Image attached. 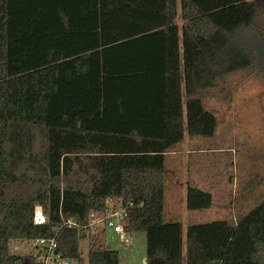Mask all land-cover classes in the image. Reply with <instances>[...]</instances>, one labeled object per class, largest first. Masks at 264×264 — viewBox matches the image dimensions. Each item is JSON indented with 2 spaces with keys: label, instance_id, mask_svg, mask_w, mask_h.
Wrapping results in <instances>:
<instances>
[{
  "label": "trees",
  "instance_id": "trees-1",
  "mask_svg": "<svg viewBox=\"0 0 264 264\" xmlns=\"http://www.w3.org/2000/svg\"><path fill=\"white\" fill-rule=\"evenodd\" d=\"M256 11L253 0H0V264H34L10 242L37 237L71 260L88 239L87 264H118L87 227L108 200L126 233L144 234V264H264V199L233 223L187 225L184 250L181 221L165 219L167 152L184 126L189 138L216 131L202 93L242 69L264 81ZM212 204L186 185V209Z\"/></svg>",
  "mask_w": 264,
  "mask_h": 264
},
{
  "label": "rangeland",
  "instance_id": "rangeland-1",
  "mask_svg": "<svg viewBox=\"0 0 264 264\" xmlns=\"http://www.w3.org/2000/svg\"><path fill=\"white\" fill-rule=\"evenodd\" d=\"M253 2L257 11L251 30L264 34V0ZM176 22L181 25L180 17ZM202 94V103L217 118L215 134L212 138L190 139L184 126V140L179 147H194V155L189 156L195 164L192 167L196 170L200 165V168L208 169L211 178L218 183L211 189V208L202 210L186 209L184 201L167 196L165 191V219L181 221L183 250L189 218L195 223H203L220 216L233 223L237 216L264 199V81L242 69L220 76L215 85ZM170 160L172 162V155ZM180 176L185 178L184 170ZM255 178L263 181L246 189ZM92 234L104 247L118 252V264H144L143 233H132L131 238L127 233L117 238L110 228H106ZM88 242V239L79 242V256L72 264H87ZM10 248L20 256L37 253L28 240H12Z\"/></svg>",
  "mask_w": 264,
  "mask_h": 264
},
{
  "label": "built area",
  "instance_id": "built-area-1",
  "mask_svg": "<svg viewBox=\"0 0 264 264\" xmlns=\"http://www.w3.org/2000/svg\"><path fill=\"white\" fill-rule=\"evenodd\" d=\"M108 206L104 213L91 212L89 215V222L87 227L91 229V232L97 233V231L102 232L106 228H110L112 232L118 237L127 235L123 229V225L126 219L125 210L113 201L108 200ZM37 207V206H36ZM35 207L34 210V222L43 223L45 221V216L41 210ZM67 225H75L74 222L67 221ZM129 235V234H128ZM35 249L36 254L30 255L32 257L31 261L34 264H72V261L68 263L69 258L62 257L60 252L57 250V243L54 238L46 239L37 237L30 240Z\"/></svg>",
  "mask_w": 264,
  "mask_h": 264
},
{
  "label": "crops",
  "instance_id": "crops-1",
  "mask_svg": "<svg viewBox=\"0 0 264 264\" xmlns=\"http://www.w3.org/2000/svg\"><path fill=\"white\" fill-rule=\"evenodd\" d=\"M190 139H193V138H190ZM183 140H184V137H183ZM181 147H179L178 145L174 150L167 152L166 161H168V163L165 164L166 174H167L165 191L168 192L167 196H170L173 199L178 198L182 200V203H183V201L185 202L187 184H190L192 186H197L211 193V189L216 185V182L218 183V180L215 182L214 179L211 178L212 175H210L208 169L200 168L199 167L200 165H198V168L196 170L194 169V167H192V165H195V164L193 163V158L191 161L190 159L191 157L189 156L194 155V151H192L194 147L192 148L190 146L189 147L185 146V148H181ZM182 154L183 156L180 158ZM171 155H172V162L170 160ZM183 170L185 172L184 179H182V177L180 176ZM193 170L195 171L193 172ZM205 170L206 172L203 175L200 174V172H203ZM216 219H223V218H220V216H218ZM192 223H195V222L189 218L187 225L192 224ZM131 236H132V233H129L130 238Z\"/></svg>",
  "mask_w": 264,
  "mask_h": 264
},
{
  "label": "water",
  "instance_id": "water-1",
  "mask_svg": "<svg viewBox=\"0 0 264 264\" xmlns=\"http://www.w3.org/2000/svg\"><path fill=\"white\" fill-rule=\"evenodd\" d=\"M36 208L38 209V206H37ZM39 208H40V206H39ZM70 262H71V260L69 259V260H68V263H70Z\"/></svg>",
  "mask_w": 264,
  "mask_h": 264
}]
</instances>
